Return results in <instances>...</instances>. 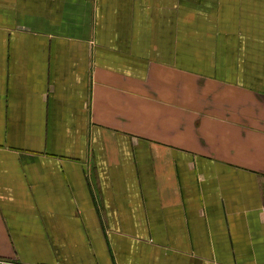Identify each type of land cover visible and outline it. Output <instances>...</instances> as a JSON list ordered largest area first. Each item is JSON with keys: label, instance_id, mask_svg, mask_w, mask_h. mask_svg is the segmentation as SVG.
<instances>
[{"label": "crops", "instance_id": "0c3cea01", "mask_svg": "<svg viewBox=\"0 0 264 264\" xmlns=\"http://www.w3.org/2000/svg\"><path fill=\"white\" fill-rule=\"evenodd\" d=\"M0 264H264V0H0Z\"/></svg>", "mask_w": 264, "mask_h": 264}]
</instances>
